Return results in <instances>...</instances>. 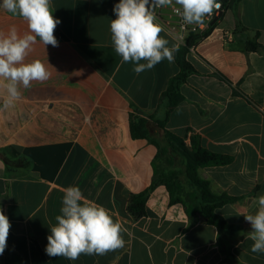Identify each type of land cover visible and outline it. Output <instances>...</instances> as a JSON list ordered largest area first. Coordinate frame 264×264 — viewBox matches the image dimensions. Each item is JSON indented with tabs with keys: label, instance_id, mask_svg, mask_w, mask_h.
<instances>
[{
	"label": "crops",
	"instance_id": "0c3cea01",
	"mask_svg": "<svg viewBox=\"0 0 264 264\" xmlns=\"http://www.w3.org/2000/svg\"><path fill=\"white\" fill-rule=\"evenodd\" d=\"M51 2L61 21L54 30L59 45L37 42L25 61L41 60L49 78L21 87L20 98L8 107L0 86L6 249L20 264H264V253L251 252V226L244 217L255 213L256 198L264 195V0H239L236 14L224 9L188 50L195 73L180 87L182 101L164 126L186 145L197 137L203 149L231 158L227 165L198 169V176L214 194L236 198L216 210L238 227L234 231L219 230L198 214L191 220L182 204L170 203L164 185L149 194L146 215L132 218L129 199L151 184L157 149L131 135L130 121H145L150 137L158 138L153 121L164 118L162 95L178 67L164 60L137 75L134 64L122 63L109 28L119 0ZM12 26L20 35L28 30L22 18L0 7V32ZM161 35L180 47L175 37ZM247 44L260 49L247 50ZM69 186H78L86 200L104 206L123 225L122 248L81 254L75 261L46 254L50 226Z\"/></svg>",
	"mask_w": 264,
	"mask_h": 264
},
{
	"label": "clouds",
	"instance_id": "9594fccd",
	"mask_svg": "<svg viewBox=\"0 0 264 264\" xmlns=\"http://www.w3.org/2000/svg\"><path fill=\"white\" fill-rule=\"evenodd\" d=\"M171 6L181 16L184 25H200L221 4L218 0H119L113 7L115 19L110 20V39L122 63L134 64L133 71L151 70L158 63L174 62L176 45L161 35L165 29L157 20V7ZM179 6V7H176ZM0 7L27 24V32L18 34L12 26L0 32V86L7 93L5 107L21 96L20 88L28 89L33 81H46L50 72L39 59L25 62L37 42L58 47L54 30L61 23L54 18L51 0H2ZM143 61V62H142ZM257 210L244 215L251 226V252L264 253V195L256 198ZM50 226L46 254L75 261L81 254L103 255L122 248L126 229L114 221L108 209L85 199L78 186L63 191L60 214ZM10 221L0 210V255L7 246Z\"/></svg>",
	"mask_w": 264,
	"mask_h": 264
},
{
	"label": "trees",
	"instance_id": "16d2710c",
	"mask_svg": "<svg viewBox=\"0 0 264 264\" xmlns=\"http://www.w3.org/2000/svg\"><path fill=\"white\" fill-rule=\"evenodd\" d=\"M218 1L221 2L223 10L232 7L235 14L237 13L239 0ZM199 39L197 35H191L186 39L185 45L179 47L175 53L174 60L178 72L169 80L162 95L165 103L164 118L153 121L159 131L158 138L150 137L149 129L144 128L146 126L145 121L138 120L135 123L131 118V135L134 138L147 139L156 147L157 154L152 161L153 180L151 184L143 192L130 197L127 210L135 220L145 216V203L149 194L157 186L164 185L169 194L170 203L182 204L191 220L198 214L204 218L207 224L215 226L219 230L234 231L238 227L229 225L216 213V210L235 201L236 198L214 194L210 190L209 182L198 176V169L227 165L231 162V158L203 149L197 137H191L189 145H186L183 138H179L164 129L169 115L182 101L180 87L189 75L195 73V69L187 61L186 55L189 48L196 45ZM246 49L258 51L260 47L257 44H247ZM0 157L4 158L2 153H0ZM4 254L5 264H20V259L13 252L5 249Z\"/></svg>",
	"mask_w": 264,
	"mask_h": 264
},
{
	"label": "built area",
	"instance_id": "2783aa9c",
	"mask_svg": "<svg viewBox=\"0 0 264 264\" xmlns=\"http://www.w3.org/2000/svg\"><path fill=\"white\" fill-rule=\"evenodd\" d=\"M219 3L221 4V2ZM155 12L157 20L165 29V32L175 37L181 47L185 45L186 39L191 35H197L200 38L199 41L203 39L204 36L209 32V30L214 26H211L210 23L215 18L220 19V15L223 12V7L221 4L220 9L214 10V13L210 17H206L204 23L200 25H184L181 16L171 6L157 7L155 9ZM224 36L225 39L231 38V34L229 32H225ZM193 47L194 45L191 46L189 50H191Z\"/></svg>",
	"mask_w": 264,
	"mask_h": 264
},
{
	"label": "water",
	"instance_id": "95a60500",
	"mask_svg": "<svg viewBox=\"0 0 264 264\" xmlns=\"http://www.w3.org/2000/svg\"><path fill=\"white\" fill-rule=\"evenodd\" d=\"M221 15H222V14H221ZM221 15H220V16H221ZM218 19H219V18H215V19L210 23V25H211V26L215 25V23L218 21Z\"/></svg>",
	"mask_w": 264,
	"mask_h": 264
}]
</instances>
